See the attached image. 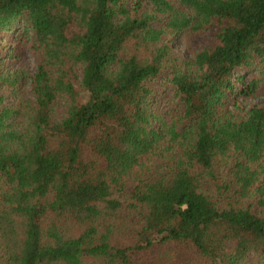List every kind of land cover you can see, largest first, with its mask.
Returning <instances> with one entry per match:
<instances>
[{
  "label": "trees",
  "instance_id": "trees-1",
  "mask_svg": "<svg viewBox=\"0 0 264 264\" xmlns=\"http://www.w3.org/2000/svg\"><path fill=\"white\" fill-rule=\"evenodd\" d=\"M262 86L264 0H0V264H264Z\"/></svg>",
  "mask_w": 264,
  "mask_h": 264
},
{
  "label": "rangeland",
  "instance_id": "rangeland-1",
  "mask_svg": "<svg viewBox=\"0 0 264 264\" xmlns=\"http://www.w3.org/2000/svg\"><path fill=\"white\" fill-rule=\"evenodd\" d=\"M215 28H213L212 30L205 31L204 33L193 32L190 29L185 30L184 32L180 33L175 37L174 44L183 56H192L204 46L215 44ZM22 52L23 53L21 58L11 63H13L14 65L16 64L17 66L26 67L31 71H35L40 61L39 53L36 52L33 48H31L30 45L24 47L22 49ZM25 95L27 97L31 96V92L26 91ZM257 102H264V86L260 88L257 95L249 98L246 101V104L251 105ZM178 103L179 102L173 98L172 89L162 87L160 85L156 86V108L159 112H166L168 120H171V115L178 111Z\"/></svg>",
  "mask_w": 264,
  "mask_h": 264
}]
</instances>
